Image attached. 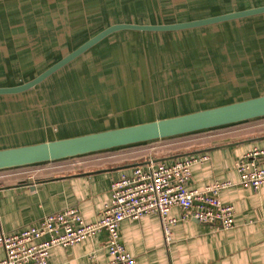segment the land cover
Masks as SVG:
<instances>
[{
  "label": "rangeland",
  "instance_id": "rangeland-1",
  "mask_svg": "<svg viewBox=\"0 0 264 264\" xmlns=\"http://www.w3.org/2000/svg\"><path fill=\"white\" fill-rule=\"evenodd\" d=\"M260 5L264 0H0V86L31 80L111 24L181 22ZM255 21L175 34L170 42L159 40L160 45L151 42L152 36L149 41L139 35L137 50L145 51L154 69L159 70L156 74L152 71L150 82L146 77L152 89L157 86L148 99L137 91L141 77L126 76L121 59L129 55L132 60L134 49L125 41L134 40L135 35L111 37L37 89L0 98V149L264 95V58L254 69L244 63L252 56L254 45L260 44L256 52L264 55V17ZM249 29L251 34L246 32ZM232 33H241L237 53L235 47L230 48ZM165 46L172 51L160 52ZM130 60L126 61L129 65ZM190 60L195 63L190 65ZM138 62L133 58L135 68L141 65ZM178 79L182 83L174 85ZM253 126L264 130V119L27 169L49 175L68 172L78 162L96 166L108 162L105 160H140L145 155L158 158L190 142L199 148L229 135L241 139L251 133L236 136L233 132Z\"/></svg>",
  "mask_w": 264,
  "mask_h": 264
},
{
  "label": "crops",
  "instance_id": "crops-1",
  "mask_svg": "<svg viewBox=\"0 0 264 264\" xmlns=\"http://www.w3.org/2000/svg\"><path fill=\"white\" fill-rule=\"evenodd\" d=\"M259 18L242 22L246 25ZM246 31L248 34L252 33V29ZM130 34L135 35V38L125 41V44L134 49L132 60L129 55H122L121 59L126 66V76L142 75L137 91H141V98L148 99L151 92L157 91V86L152 89V85L148 83L154 63L150 62L145 51L137 50V45L141 42L138 36L141 34ZM162 35H165L163 39L160 34H142L148 40L152 36L151 42L158 45L159 40L165 38L170 42L171 36L175 34ZM229 36L233 40L234 34ZM168 42L164 41V45ZM147 46L149 45L146 44L145 47ZM253 49L252 60L259 67L264 56L261 57L260 52ZM133 58L141 63L139 68L134 67ZM128 60L132 61L131 65L127 64ZM254 65L251 66L252 69ZM256 137H264V131L241 139H233L229 135L205 145L199 150L210 149L206 152L209 161L192 167L191 189H203L216 181L233 184L221 193L220 198L224 204L234 208V228L224 230L220 225L200 223L194 219L182 220L181 210L174 208L170 217L179 222L173 227L171 237L167 240L161 218L157 214H150L139 220H124L120 226V241L135 258L136 264H264V185L258 189L240 185L236 167L238 161L254 149H264V140L235 143ZM173 155L178 154L170 156ZM143 159L135 162L105 160L108 162L96 166L78 162L68 172L49 175L35 172L27 177L22 176V173L0 176V234L18 232L38 223L47 215L70 207L78 209L87 223L95 222L105 205L111 201L112 183L123 175H130L135 168L131 165L159 158ZM254 162L264 168V157L255 159ZM41 180L46 181L35 183ZM22 182H34L36 185L17 186ZM106 242L107 233L101 232L68 248L55 247L51 250L50 261L52 264H111ZM3 257L4 253L0 251V259Z\"/></svg>",
  "mask_w": 264,
  "mask_h": 264
},
{
  "label": "built area",
  "instance_id": "built-area-1",
  "mask_svg": "<svg viewBox=\"0 0 264 264\" xmlns=\"http://www.w3.org/2000/svg\"><path fill=\"white\" fill-rule=\"evenodd\" d=\"M260 157H264V149L256 148L238 161L240 185L254 189L264 185V168L254 162ZM209 159L207 153H201L133 168L130 175L112 183L111 201L93 223H87L78 209L70 207L18 232L1 233L0 251L4 257L0 264H52L53 248H68L101 232L107 233L106 249L111 264H136L120 241L122 222L157 214L168 240L179 222L170 217L174 208L181 210L182 220L194 219L220 225L224 230L233 229L234 208L220 198L224 190L233 186L231 182L216 181L203 189L190 188L192 167Z\"/></svg>",
  "mask_w": 264,
  "mask_h": 264
},
{
  "label": "water",
  "instance_id": "water-1",
  "mask_svg": "<svg viewBox=\"0 0 264 264\" xmlns=\"http://www.w3.org/2000/svg\"><path fill=\"white\" fill-rule=\"evenodd\" d=\"M263 16L264 5H260L181 22L163 24L124 22L111 24L80 44L74 50L66 54L60 60L49 66L31 80L13 86H0V98L24 95L37 89L38 87L45 84L48 80L59 74L61 71L65 70L73 63L79 61L97 46L111 37L121 33L160 35L179 34L220 25L233 23L238 24L245 20L255 19ZM233 34L234 38L230 43V48L232 49L235 47L236 49L234 53H237L238 44L240 43L238 41V37L241 35V33ZM253 48V50L256 52L258 46L256 47L254 45ZM169 51L172 50H169L165 46L160 52H165L168 54ZM250 52V55L252 56L248 57V62H244L246 65H254L256 62L252 60L254 52L252 50ZM177 54L179 55V53ZM234 56L237 57L236 55ZM229 61H231V59H229ZM182 62H184V66H186L185 61L182 60ZM189 62L190 65L195 63L191 60ZM255 67H257L256 64L254 65V68ZM158 71L159 70H156V73ZM141 76L142 75L139 77ZM180 83H182V79H178L174 85ZM177 90L180 89L177 88ZM146 98L147 97H145V99ZM262 119H264V95L222 103L216 106L205 107L200 110L188 111L186 113L172 114V116L163 118L160 117L158 119L133 125L108 128L104 130H98L96 132L62 137L35 144L3 148L0 149V172L73 160L93 154L109 152L147 143L168 141L187 135L211 130L213 131ZM261 140H264V137L250 138L235 144L256 143ZM207 151H210V149H202L190 153L173 155L167 158L154 159L153 161H146L145 163H135L131 166L144 167L152 163H161L189 155L206 153ZM45 181L46 180H41L35 183H41ZM35 183L22 182L17 186L27 185L33 187L36 185Z\"/></svg>",
  "mask_w": 264,
  "mask_h": 264
},
{
  "label": "trees",
  "instance_id": "trees-1",
  "mask_svg": "<svg viewBox=\"0 0 264 264\" xmlns=\"http://www.w3.org/2000/svg\"><path fill=\"white\" fill-rule=\"evenodd\" d=\"M264 17V16H263ZM243 124H245V123H243ZM239 125H242V124H239ZM234 126H238V125H234ZM229 127H232V126H229ZM259 127V128H258ZM261 126H253L252 128H250V129H245V130H243V132H242V130H237L236 132H233V133H237V135L236 136H240V133H251V134H253V133H260V132H263L264 130L263 129H261L260 128ZM225 128H227V127H225ZM221 129H223V128H221ZM218 130V129H217ZM212 131V130H211ZM211 131H205V132H211ZM213 131H215V130H213ZM201 133H204V132H201ZM196 134H199V133H196ZM251 134H249V135H251ZM192 135H194V134H192ZM217 135H219V134H217ZM187 136H189V135H187ZM210 137L211 136H216V134H211V135H209ZM185 137V136H184ZM243 137H245V136H243ZM180 138V137H179ZM225 137H223V139H224ZM176 139V138H175ZM171 140H173V139H171ZM147 144H149V143H147ZM142 145H145V144H142ZM137 146H139V145H137ZM195 145H194V143L193 142H190L189 144H185V146H183V147H180V148H178L175 152H173V153H169V154H166V155H163L162 157H158V158H167L168 156H170V155H172V154H184V153H190V152H193V151H197V150H199V149H201L202 147H204L205 145H202L201 147H194ZM200 146V145H199ZM132 147H134V146H132ZM127 148H130V147H127ZM127 148H122V149H127ZM182 148H184V149H182ZM117 150H120V149H117ZM113 151H115V150H113ZM100 154V153H99ZM127 156V155H126ZM152 155H145V157L144 158H147V157H151ZM85 157H88V156H85ZM128 157V156H127ZM153 157V156H152ZM154 158H155V156H154ZM141 159H143V158H141ZM139 159H135L134 160V162L135 161H138ZM144 160V159H143ZM127 161V160H126ZM140 161V160H139ZM124 162V161H123ZM55 164H58L57 162L55 163ZM28 168V167H27ZM24 169V168H21V169H16V170H14V171H4V172H0V176H2V175H4V174H20V173H22V176H24V177H27V176H30L29 174L30 173H35L34 171H29L28 169ZM31 168V167H30ZM37 173V172H36ZM15 178V177H14ZM16 178H18V177H16Z\"/></svg>",
  "mask_w": 264,
  "mask_h": 264
}]
</instances>
